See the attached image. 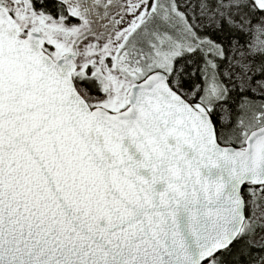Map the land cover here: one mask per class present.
<instances>
[{"label":"snow or ice","instance_id":"obj_1","mask_svg":"<svg viewBox=\"0 0 264 264\" xmlns=\"http://www.w3.org/2000/svg\"><path fill=\"white\" fill-rule=\"evenodd\" d=\"M0 264H264V0H0Z\"/></svg>","mask_w":264,"mask_h":264}]
</instances>
